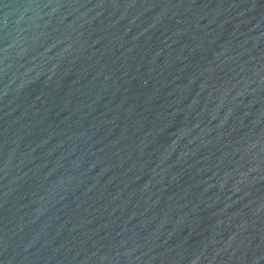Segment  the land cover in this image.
I'll use <instances>...</instances> for the list:
<instances>
[{"label":"water","instance_id":"obj_1","mask_svg":"<svg viewBox=\"0 0 264 264\" xmlns=\"http://www.w3.org/2000/svg\"><path fill=\"white\" fill-rule=\"evenodd\" d=\"M0 264H264V0H0Z\"/></svg>","mask_w":264,"mask_h":264}]
</instances>
